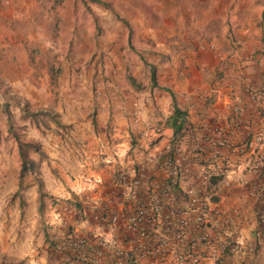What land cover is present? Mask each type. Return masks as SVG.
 I'll return each instance as SVG.
<instances>
[{"label":"crops","instance_id":"0c3cea01","mask_svg":"<svg viewBox=\"0 0 264 264\" xmlns=\"http://www.w3.org/2000/svg\"><path fill=\"white\" fill-rule=\"evenodd\" d=\"M217 16L224 20L221 33L208 44L175 49L173 37V45L157 46L160 58L150 61L154 79L142 52H137L141 65L122 67L117 61L105 69L110 75L102 73L100 60L91 62L98 72L88 78V87L74 90L81 74L60 73L65 94L55 109L61 123L53 124L51 143L41 141L49 154L39 166L44 204L37 202L36 184L22 195L34 211L39 204L40 213H34L45 224L38 237V243L45 241L44 257L29 258L32 264H82L48 245L49 239L61 241L69 234L85 236L91 241L87 248L102 250L93 252L97 264H113L115 255L98 239L117 240L129 249V257L135 254L130 250L134 240L125 234L127 219L138 202L152 200L149 194L169 183L162 160L173 139L168 119L174 103L186 111L189 128L178 143L185 173L159 193L160 214L151 228L164 235L181 215L195 242L198 234L208 233L210 245L203 250L210 248L223 264H264V0ZM232 16L237 21L231 22ZM161 24L155 22L157 33L170 35V27ZM141 70L143 76L136 75ZM220 134L228 142L214 145ZM259 154L260 164L253 168ZM7 183L4 196L13 189V180ZM202 206L205 223L198 228L195 219ZM30 236L25 241L36 243Z\"/></svg>","mask_w":264,"mask_h":264},{"label":"rangeland","instance_id":"374dc122","mask_svg":"<svg viewBox=\"0 0 264 264\" xmlns=\"http://www.w3.org/2000/svg\"><path fill=\"white\" fill-rule=\"evenodd\" d=\"M39 1L0 0V264H32L29 258L44 257L42 245L45 241L38 243V237L42 238L45 224L34 213H40V206L38 204L34 211L22 197L23 193L28 196L31 186L36 184L40 194L38 202L43 194V176L40 170L41 185L31 176L22 178L23 183L19 184L20 161L14 136L20 131L38 140L46 153L42 160L49 157L41 141L51 143L55 133L53 124H59L46 113L54 110L60 119L55 107L59 105L60 96L63 98L65 94V83L51 80L44 61L40 60V56L47 55L43 52L51 49V55L55 54L63 64L62 71L74 76L81 74L80 83L73 85L74 90L80 89L82 85L88 87V78L97 75L98 70L92 68L91 62L95 61V65L100 60L102 73L110 75L105 69L117 61H121L122 67L125 63H131L132 67L141 65L137 52L147 56L144 61H156L160 58L157 46L171 42L173 37L177 40L172 47L175 49L208 44L213 39L204 38L203 24L231 8H251L257 0H108L110 8L87 0L89 8L78 1L75 11L66 8L72 0H59L54 6L56 1L45 0L44 18L52 21L58 16L56 35L47 21L36 17ZM62 18L67 20L65 25ZM229 19L237 21L234 16ZM159 20L164 27H170V35L157 33L154 25ZM36 45L42 52H36L33 62L29 59V48ZM143 73L136 71L139 76ZM70 84L71 81L69 87ZM96 91L93 87V94ZM29 110L44 113L27 117ZM9 180H13V184L10 183L13 189L4 196L1 191L4 185L8 188ZM29 233L36 243L29 245L25 241L31 237Z\"/></svg>","mask_w":264,"mask_h":264},{"label":"built area","instance_id":"2783aa9c","mask_svg":"<svg viewBox=\"0 0 264 264\" xmlns=\"http://www.w3.org/2000/svg\"><path fill=\"white\" fill-rule=\"evenodd\" d=\"M252 101L257 104L256 95H251ZM228 142V136L220 134V136L213 141L214 145H223ZM240 149V148H239ZM232 150L236 151L238 148L233 147ZM181 147L177 146V155L173 156L166 154L163 157L162 165L168 169L169 183L163 184L159 193L167 192L165 188L178 183L179 177L182 173H185V168L182 166V160L180 159ZM180 156V157H179ZM262 156L254 159L253 168H257L260 164L259 160ZM183 158V157H182ZM159 193L152 192L149 197L152 200L147 202H138L127 219V231L125 234L131 237L134 241L132 248L135 254L130 253L135 257V264H223L219 259V255L209 251L203 250V246L209 247L210 237L205 231L198 234L197 241L194 238H190L188 234L187 218L179 215L176 216L175 222L168 226V231L164 235H157L152 228H155V219L157 214H160L158 208ZM198 197L195 195L191 197L190 201L194 203ZM65 208V207H64ZM206 207L200 208V213L196 216L195 226L198 228L204 227V217L206 214ZM103 216V215H102ZM101 216V217H102ZM113 221L118 219L117 215H112ZM264 222V218L262 219ZM261 220V221H262ZM152 227V228H151ZM98 244L105 247L112 246L114 252L113 264H128L127 259L129 253L125 247L121 246L117 240L107 241L104 239H98ZM74 247H81V240L74 241L72 243ZM195 245L202 247V251L198 250ZM250 249H253V245L250 244ZM249 248V247H248ZM195 250V251H194ZM102 250L95 251L96 255H100ZM85 264H89L86 262Z\"/></svg>","mask_w":264,"mask_h":264},{"label":"trees","instance_id":"16d2710c","mask_svg":"<svg viewBox=\"0 0 264 264\" xmlns=\"http://www.w3.org/2000/svg\"><path fill=\"white\" fill-rule=\"evenodd\" d=\"M52 5L54 6L55 3H57L59 0H54ZM80 1L82 5L87 6L89 8L88 4L86 3L87 0H72L71 4H66L67 10L71 9L72 11H75L76 8L78 7L77 3ZM91 2L98 3L100 5H103L105 7L110 8V2L108 0H89ZM45 0H40L39 1V10L36 14V17L41 20V21H47L49 28H52V32L54 35L59 31L58 28V21L57 18L58 16L55 17L51 21V19H45L44 18V13L42 8ZM56 15H59V12L55 13ZM54 14V15H55ZM62 24L64 25L67 23L66 18L61 19ZM222 20L221 18L218 17H213L210 20H208L205 24L202 25V34L206 40H210L212 37L217 36L221 33V26H222ZM38 45V44H37ZM32 46L29 48V59L35 61V55L36 52H42L39 46ZM51 49H48L43 52L46 53L47 55L44 57L40 56V60L44 61L43 66L47 68L51 80L56 82L58 79V76L60 72L63 69V64L59 59L56 58L55 54L51 55ZM49 54V55H48ZM150 68V76L151 79H154L155 77V64L150 63L149 66ZM35 74V73H34ZM39 113H44L42 110H37V111H26V116L27 117H36L37 114ZM48 114L51 118L57 122V124H60V119L57 117V112L52 110V112L46 113ZM169 123L173 126V139L171 142V145L168 149V154L173 155L176 153V149L180 139L183 138L184 134L189 131L188 128V122H187V117H186V111L184 109H181L174 103L173 105V113L169 116L168 119ZM12 129V126H9V130ZM14 134V132H13ZM17 146H18V155H19V161H20V166L18 170V176H19V184L23 183L22 178L25 177H30L35 179L37 182L40 179V161L45 158L46 153L44 149L42 148V145L38 140L33 139L31 137H26L23 133L20 131L14 134ZM35 154H38L39 156H35ZM197 159L199 156H196ZM39 184L41 185V181H39ZM212 199H216L215 196H212ZM40 200V205L43 206L44 202L39 198ZM75 204H78L77 201H75ZM81 240V247H74L72 243L74 241ZM48 241V240H47ZM49 246H53L55 250L61 251L62 253H65L66 256H68L69 260H75V262H79L82 264H85L88 262L89 264H97V261L94 260L95 258L93 257V252L95 251V247L93 246L92 248H87V246H90L88 238L85 236H76V235H66V238L63 240H51L49 239L48 241ZM133 258V255H130V257L127 259L129 262L130 259ZM11 264H17V263H11Z\"/></svg>","mask_w":264,"mask_h":264}]
</instances>
